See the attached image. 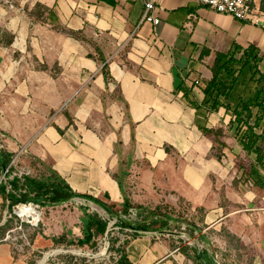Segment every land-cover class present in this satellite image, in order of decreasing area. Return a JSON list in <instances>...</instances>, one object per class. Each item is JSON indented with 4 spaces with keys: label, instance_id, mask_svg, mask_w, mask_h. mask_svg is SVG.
I'll return each instance as SVG.
<instances>
[{
    "label": "crops",
    "instance_id": "1",
    "mask_svg": "<svg viewBox=\"0 0 264 264\" xmlns=\"http://www.w3.org/2000/svg\"><path fill=\"white\" fill-rule=\"evenodd\" d=\"M7 1L0 4V159L21 149L20 168L33 160L73 192L107 203L179 209L181 201L201 213L193 226L223 228L264 263V188L233 184L238 160L249 159L227 117L222 109L197 117L181 91L199 101L215 52L233 42L256 47L264 64V0L251 2L254 22L197 0H154V25L141 20L144 0ZM197 122L220 129L224 146ZM164 228L134 232L119 254L129 264H198L195 247ZM0 264L26 263L0 242Z\"/></svg>",
    "mask_w": 264,
    "mask_h": 264
},
{
    "label": "trees",
    "instance_id": "2",
    "mask_svg": "<svg viewBox=\"0 0 264 264\" xmlns=\"http://www.w3.org/2000/svg\"><path fill=\"white\" fill-rule=\"evenodd\" d=\"M70 36L82 39L75 32L67 31ZM98 52V51H97ZM99 53V52H98ZM98 59L103 58L98 54ZM105 64L101 71L105 74ZM182 97L194 110L197 117L205 120L206 115L218 109L223 110V116L227 117V130L237 146L245 153L249 161L238 160L236 165L237 176L233 184L238 182L249 183L253 186L264 188V64L261 62L258 49L253 45L240 46L231 43L225 52H215L210 66V78L200 89V100H194L189 92L182 88ZM197 129L207 135H212L213 141L223 147L217 135L220 129L207 128L195 124ZM217 156V155H216ZM218 157V156H217ZM7 160L0 159V165L5 166ZM22 181L13 177L8 181L9 190L5 191V185L0 182V195L2 198L10 199V205L27 202L60 204L72 197H80L101 207L110 216L117 218V223L127 225L133 230H160L166 225L168 219L158 211L151 210L143 215L142 224H130L127 220L119 217L118 212L113 209L114 204L105 203L100 199L88 194L73 192L69 186L57 175L50 173L44 178H33L21 176ZM128 208L139 207L130 205L123 199L120 212L126 214ZM144 219H149L144 224ZM102 234L106 227V220L99 218L96 214H87L82 220L83 234L78 244H86L91 238L90 228ZM194 229H198L192 224ZM134 234V232H133ZM201 253V256L198 253ZM192 255L198 264H214L211 254L206 250H192ZM116 264H129L122 254H119Z\"/></svg>",
    "mask_w": 264,
    "mask_h": 264
},
{
    "label": "rangeland",
    "instance_id": "3",
    "mask_svg": "<svg viewBox=\"0 0 264 264\" xmlns=\"http://www.w3.org/2000/svg\"><path fill=\"white\" fill-rule=\"evenodd\" d=\"M8 3L7 0H0L1 5L7 6ZM31 14L37 19L42 17V11L39 9ZM20 166L22 165L17 163L16 169ZM23 167L25 172L28 171L27 176L29 177L39 179L49 175V171L45 167L33 160ZM123 199L117 204L112 203L114 204L113 209L118 212L120 218L123 215L120 212ZM101 201L107 203L105 200ZM29 203L38 214L35 220L28 216H20L15 212L18 205ZM96 206L99 207L80 197H72L60 204L19 202L10 205V199L0 196V242L7 244L13 255L21 256L26 264H38L45 253L55 250L58 252L50 254L42 264H116L121 246L126 241L124 236L129 233L126 229L130 227L118 224L115 216H110L101 207L97 209ZM146 206L139 210L141 217L137 216L135 219L127 221L130 224H142L145 212L155 210L169 220L170 223L167 227L170 229H177L174 222L175 224H185V237L193 244L197 242L206 248L212 255L214 264H257L253 262L254 256L251 255V252L243 248L233 237H229L223 228L217 232H204L187 226L188 223L194 225V217L200 219L201 213L190 214L187 212V206L181 201L179 209L166 204L146 203ZM87 214H96L99 218L106 220V227L100 234L92 225L89 242L78 244L76 240L82 238V220ZM149 222V219H144V224ZM134 224L133 226H135ZM204 239L207 240L208 245L204 244ZM102 249L103 253L99 255ZM260 264L264 263L260 261Z\"/></svg>",
    "mask_w": 264,
    "mask_h": 264
},
{
    "label": "built area",
    "instance_id": "4",
    "mask_svg": "<svg viewBox=\"0 0 264 264\" xmlns=\"http://www.w3.org/2000/svg\"><path fill=\"white\" fill-rule=\"evenodd\" d=\"M199 4L209 8L212 11L218 12V13H223V14H228L231 17L237 19V20H242V21H247V22H254L256 19V12L254 9L251 7V2L252 0H197ZM154 0H144L143 1V13L141 16V20L145 22H150L151 24H157L158 23V18L155 16V10L156 6L154 4ZM0 139H2V135L0 134ZM1 148V144H0ZM22 150L19 149L17 152H14V154L8 159L7 163L3 168L0 170V182L5 185V191L9 190V185L8 181L11 180L13 177L18 178L19 181H22L21 176H27L28 171H24V167H19L16 169V165L18 163L17 160V155L19 152ZM141 212L138 209L135 208H128L126 214L122 215V219L125 220H130V219H135L137 216H140ZM141 217V216H140ZM176 225L177 229H172L170 230L169 227L164 228V233H167V231H177L180 235L181 242L189 245V246H194L196 250H202L204 249L201 244H198L195 242L193 244L187 237L184 235V231L186 228V225L183 223L180 224H174ZM129 233L133 232H142V233H154L152 232L153 230H133L131 228L126 229ZM126 234L124 237V240H127L130 238V235ZM169 233V232H168ZM215 256V254H214Z\"/></svg>",
    "mask_w": 264,
    "mask_h": 264
},
{
    "label": "bare ground",
    "instance_id": "5",
    "mask_svg": "<svg viewBox=\"0 0 264 264\" xmlns=\"http://www.w3.org/2000/svg\"><path fill=\"white\" fill-rule=\"evenodd\" d=\"M92 203V202H90ZM97 209H100L99 207L96 206ZM15 212L20 215V216H25V217H31L32 219H36L37 218V212L35 210V208L32 206V204H26V205H18ZM105 249V248H104ZM52 252H58V250L52 251ZM103 253V249L100 251L99 255H101ZM46 254V253H45ZM44 254V255H45ZM44 257L42 258L43 261ZM42 261L40 263H42ZM38 263V264H40Z\"/></svg>",
    "mask_w": 264,
    "mask_h": 264
},
{
    "label": "water",
    "instance_id": "6",
    "mask_svg": "<svg viewBox=\"0 0 264 264\" xmlns=\"http://www.w3.org/2000/svg\"><path fill=\"white\" fill-rule=\"evenodd\" d=\"M0 168L2 169L3 168V165H0ZM142 231H145L146 229H141ZM52 253H56V252H49V253H46L45 255H43L44 256V259H43V261H42V263L47 259V257L50 255V254H52ZM198 255L199 256H201V253L199 252L198 253ZM42 263H40V264H42Z\"/></svg>",
    "mask_w": 264,
    "mask_h": 264
}]
</instances>
